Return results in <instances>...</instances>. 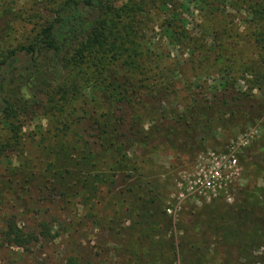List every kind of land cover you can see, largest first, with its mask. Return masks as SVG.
Returning a JSON list of instances; mask_svg holds the SVG:
<instances>
[{
    "label": "trees",
    "instance_id": "trees-1",
    "mask_svg": "<svg viewBox=\"0 0 264 264\" xmlns=\"http://www.w3.org/2000/svg\"><path fill=\"white\" fill-rule=\"evenodd\" d=\"M170 46L186 55L194 82L161 56ZM248 49L256 58L243 56ZM176 77L183 104L173 100ZM240 81L245 91L235 90ZM41 117L45 128L25 135ZM246 126L257 131L242 149L252 190L172 223L145 159L189 154ZM30 151L26 165L8 162ZM0 167V213L17 176L46 204L33 230L0 215L4 244L24 249L35 231L58 239L83 221L120 236V264H264V0H0Z\"/></svg>",
    "mask_w": 264,
    "mask_h": 264
},
{
    "label": "rangeland",
    "instance_id": "rangeland-1",
    "mask_svg": "<svg viewBox=\"0 0 264 264\" xmlns=\"http://www.w3.org/2000/svg\"><path fill=\"white\" fill-rule=\"evenodd\" d=\"M194 25L192 19L188 18L186 28L192 30ZM22 31V29L15 30L14 37H18L19 40V34ZM160 41L168 46L166 38L160 39ZM164 49L165 51L161 53V56L163 58L169 57L170 61L174 60L171 62L180 64L183 68L182 78L187 82H194L197 76H194L190 71L188 72L186 66L183 65L182 60L186 58V55L172 46L164 47ZM248 52L249 54L243 55L245 58H256L250 49ZM176 78L179 84L176 83L174 86L176 94L173 100L183 104L185 93L181 84L184 80ZM246 78L249 79L248 76ZM209 84H212V81ZM14 86L18 87L20 93L25 97L31 93L29 83L24 78L16 77ZM246 88L245 82L240 81L236 84L235 90L245 91ZM206 90L207 85L202 91L205 92ZM253 94L256 95L257 91H253ZM35 127L44 129L45 119L41 117L34 120L32 127L30 129L27 127L24 130L25 135ZM256 135L257 131L253 126H246L244 129L233 130L230 133L219 132L217 142L214 145L193 148L189 154L173 153L161 149L145 159L149 162V158L153 157L152 163L149 162L150 165L147 167L149 170L147 178L161 185L165 213L172 223L179 219L189 221L190 217L193 220H199L200 215L209 211L210 207L221 206L224 202L232 203L239 190H252L255 170L253 171L247 166V159L242 149L250 144ZM231 152H234L232 155L236 162L235 164L231 162L226 169H222L216 190H204L201 187V191L198 188V191H193L192 188H196L199 178L208 176L210 172H213L216 167L214 158L228 155ZM30 158H32V151L27 152V156H11L8 162L13 167L20 168L26 165ZM1 178L4 181L8 180L3 167H0ZM12 180L16 182L13 197H10L9 192L2 191V197L7 204L0 213L1 218L16 216L20 221V227L26 231L33 230L35 223L45 220V192L38 191L34 182L31 183L29 180L26 182L23 177L17 176ZM258 183L261 184L260 181ZM25 188H30V190L25 191ZM50 207L51 210L55 208L54 206ZM53 214L59 215L57 208ZM70 218L74 219V216ZM66 219L69 220L68 217ZM76 220L82 219L77 217ZM187 224L190 225L189 222ZM128 225V222L124 224V226ZM63 234L60 232L58 239H48L45 238V234L42 235L40 231H35L37 239L30 241L24 249L4 244L0 236V264H63L70 256H76L87 264H120L127 261L125 257L119 254L120 243L116 241H119L120 236H117L115 231L111 236L108 233L105 234L103 230L94 228L90 222L82 221L76 226V231L72 235L64 236ZM198 237L200 238V236Z\"/></svg>",
    "mask_w": 264,
    "mask_h": 264
},
{
    "label": "built area",
    "instance_id": "built-area-1",
    "mask_svg": "<svg viewBox=\"0 0 264 264\" xmlns=\"http://www.w3.org/2000/svg\"><path fill=\"white\" fill-rule=\"evenodd\" d=\"M251 136H252V134H251ZM234 152H231L228 155H224V156L214 158V161L216 162V167L214 168L213 172H210L208 176L205 175L202 178H199L196 188L193 187L192 190L198 191L197 190V188H198L199 191H201V189H200L201 187L204 190H211V191L216 190L215 188L219 184L218 179H220V177H221L222 169L223 170L226 169L227 165H229L231 162L233 164H235V162H236L235 160H233L234 156L232 155V153H234Z\"/></svg>",
    "mask_w": 264,
    "mask_h": 264
}]
</instances>
